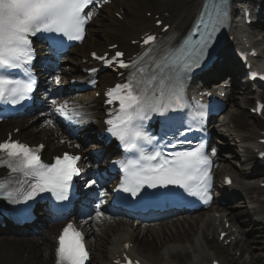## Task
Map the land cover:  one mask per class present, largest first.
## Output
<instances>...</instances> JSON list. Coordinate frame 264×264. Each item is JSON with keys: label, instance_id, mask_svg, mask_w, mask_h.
Returning a JSON list of instances; mask_svg holds the SVG:
<instances>
[{"label": "snow or ice", "instance_id": "1", "mask_svg": "<svg viewBox=\"0 0 264 264\" xmlns=\"http://www.w3.org/2000/svg\"><path fill=\"white\" fill-rule=\"evenodd\" d=\"M92 3L93 0H0V101L19 104L33 91L34 80L26 82L10 78L12 70L21 69L31 62L33 49L30 37L37 33H56L69 40H82L85 25L92 19L85 9ZM225 17L226 13L216 3L211 11L202 16L201 23L208 31L198 42V58H190L192 46L185 41L181 47L164 53L159 61H154L156 70L146 79L137 80L134 73L127 84L116 85L109 91L110 98L119 99L120 109L115 121H108L112 125L108 131L118 137L126 151L137 154L136 158L120 165L126 174L121 187L132 196L138 195L145 185L149 188L171 185L207 202L210 161L204 154L203 146L168 156L159 151L148 153L141 142L151 145L153 141L144 133L140 122L148 118L149 113L164 115L169 110L185 107L183 73L199 67L203 50L208 46L212 33L224 23ZM154 39L148 36L144 43ZM121 56L123 53H116V57ZM120 67L128 65L121 62ZM137 71L142 72L143 69ZM55 80L60 83L59 76ZM52 103L56 104V101ZM56 111L67 118L80 115L75 109H70L67 102L59 105ZM197 115L203 117L204 112L201 110ZM47 123L51 125L53 122L48 120ZM0 153L6 154L0 156V166L8 167L12 173H23L35 181L27 188L23 180L18 181L20 186L15 189L16 202H20L21 197L24 202L33 200L40 192H51L57 200L68 199L72 178L79 175V156L65 153L62 157H55L54 163H45L38 150L18 141L0 143ZM5 187V183L0 182V190ZM8 196L12 197L13 192H9ZM100 215L97 212V216ZM56 257V264H84L88 258L83 236L72 224H68L59 236ZM127 264L133 262L128 260Z\"/></svg>", "mask_w": 264, "mask_h": 264}, {"label": "bare ground", "instance_id": "2", "mask_svg": "<svg viewBox=\"0 0 264 264\" xmlns=\"http://www.w3.org/2000/svg\"><path fill=\"white\" fill-rule=\"evenodd\" d=\"M240 1H245V0H234L235 3H239ZM175 1L173 0H162L160 2H158V12L157 13H162L168 9H170L171 7H169L168 5H172ZM202 0H184V2L182 1L180 7L176 8L175 7V11H174V16H173V24L177 27V29H182L183 23L182 20L187 21V22H191L196 11L198 10L199 6L201 5ZM115 4L120 5V6H124V3L121 1H115ZM136 10H138L137 8H135V12ZM160 10V11H159ZM234 13H236L237 11L235 9H233ZM139 16H141V13L139 14ZM108 18V17H107ZM133 19H131L130 21H128L127 24H120L115 20H112L110 18H108V22L103 23L101 25L102 29L99 30L98 32L101 33V37L103 39V42L107 45H111L113 43H121L124 44L126 43V41L128 42L129 39H134L137 36H139L140 34H143L144 31H146V29H141L139 28V26L135 25L134 23H132ZM149 27H147L148 29ZM97 31V30H94ZM236 32V33H242V28L240 27L238 21L235 20L234 24H233V29H232V33ZM71 50V49H70ZM69 50V51H70ZM74 53L75 56L74 58L69 59L70 61H62L60 62L59 66L62 64H68V68H64L63 66H61V68L59 69V71L57 72L58 76L60 77V83L64 80H68L69 78L72 77L73 73L75 72V70L77 69L78 66H80V58L85 54L84 49H74ZM73 50H71L72 52ZM41 62H45V58H42ZM56 82V80L54 81ZM242 86V85H241ZM66 90H62L60 92V97L58 98L59 102H67L68 97L65 96ZM259 97H262L261 95ZM84 98V97H83ZM91 96L87 97L86 100H84L86 102V105L88 104L87 101H89V103H94L93 100H90ZM98 105V103H97ZM237 108H233L232 111L229 112V114L227 115V123L226 125H224V128L229 124L230 127H232V136L234 138H237L236 135H234L235 132H242V133H246L247 137H245L244 139L240 140L242 141L241 144L244 145H250L248 146H243L244 149H246V153L250 154L253 151H255V149L257 148V142L255 143V139H254V135L256 134V132L258 131V129L261 127L260 124H249L245 119H244V114H243V109L246 106V102L240 101V103H235L234 107ZM97 109V108H96ZM44 113V112H41ZM94 113V111H92V114ZM44 118L41 121H44L45 123H47L48 120H50L49 115L43 114ZM47 116V117H46ZM95 116H97V112L95 113ZM93 118L89 119V122H92ZM48 124V123H47ZM18 125L20 126L21 129H26V127L28 126V122H20L18 123ZM52 125V124H51ZM51 125H46L48 127H52ZM1 126V125H0ZM39 127V126H38ZM35 126L31 127L32 129V133L31 134H25V132L21 133L20 136L23 138H26L28 135H32L35 136V138H39V139H46V140H52L55 137V132L57 130H49V128H38ZM99 122H96L92 125H90V127L87 128L86 131H83L82 129L80 130V133L82 135H85L86 137L89 138V136L91 134H93L94 131L99 130ZM236 141V140H235ZM48 147H51L50 145H48ZM53 149H56L57 147L55 145L52 146ZM263 149V147H262ZM262 171H264V169H262ZM249 191H251V186H248L246 188V192L249 193ZM227 195H225L224 197H226ZM107 199V197H105L102 201L100 200V206L101 209L106 211V214L111 215L112 211L105 205V200ZM223 212V211H222ZM255 214L257 215H264V209H259V211H256ZM98 216L96 215L95 219L96 222L89 220L90 223L92 222L94 226H96L97 221H98ZM104 218L109 222V217L108 216H104ZM94 219V220H95ZM120 221H117L118 223L121 222L122 220L119 219ZM201 220H197L194 223L200 222ZM218 221L217 218L215 217H211V216H207L206 219H203L201 222L202 227L198 228L200 229L198 231L199 233V237L194 241V243H192L191 247L189 249H183V248H179L176 246H170V247H165V249H162L160 257L159 258H155L153 256H151V254L146 253V251L143 250H139L138 246L135 247V249L133 250L134 255L141 259L142 261L149 263V264H170V258H175L177 260H182V258H185L187 256H191L193 261H196L198 263L203 262V259H206L208 256L205 254V252L203 251V247L206 246L207 244H204V238L211 234L214 231V223H216ZM81 225L84 229H86L87 231H90V227L89 224L86 221H80ZM176 223V222H175ZM125 226L122 228V230H116V234L113 235L114 238L110 239V241H108L109 245L107 247V250L105 251V254L103 255L105 257L104 261H100L97 264H110V262L112 261V259L114 258V255L118 252L119 248L121 247V244L123 242H125L126 240H128L129 238L133 237V233L130 231V229H128V225L124 224ZM102 226H105L107 228V230H103L101 228L98 229H93V231L95 233L98 234V236L101 238H105V233H109L110 232V228L106 225L103 224ZM164 225H160L158 228L157 226H155L156 231H160L161 229H163L164 227H162ZM211 226V227H210ZM258 227H263V224L260 223L259 225H257ZM162 227V228H160ZM171 227H173V225H171ZM219 227V226H218ZM218 227H216L215 229H217ZM179 228V227H176ZM181 228V227H180ZM179 228V229H180ZM223 232H226L227 230L222 229ZM55 232V230H53L52 232H48L45 236L43 237H28L26 240V247L24 248H19V247H14V249L12 248V246L10 247V249H6L4 250L1 254H0V264H29V257H31V261H33L34 259L37 258V256H41V258H43L42 253L41 255H39L36 251V249L33 248V246L31 245L30 242H28L27 240H34L36 242H39L38 246L43 248V249H48V245L52 240V234ZM102 232V234L99 235V233ZM164 232V231H163ZM92 233V232H91ZM95 233H92V235H95ZM233 235V233H229L227 234V236L223 239L226 240V238H229V236ZM180 238L177 234V229L176 232L171 233V231H165V234L161 235V237L157 240L160 241V243L164 246V244L166 243H171V242H175V241H179ZM242 243V239H238L237 242L234 243ZM156 247H158V245H156ZM22 255V256H21ZM44 255V254H43ZM202 257V258H200ZM263 260L259 259L260 262L264 261V256ZM44 260L48 262V264H52V259H50V257L48 255H45ZM198 263H193V264H198Z\"/></svg>", "mask_w": 264, "mask_h": 264}, {"label": "rangeland", "instance_id": "3", "mask_svg": "<svg viewBox=\"0 0 264 264\" xmlns=\"http://www.w3.org/2000/svg\"><path fill=\"white\" fill-rule=\"evenodd\" d=\"M123 1L124 2H128V1H131V0H123ZM145 1H147L149 3V6H151V8L156 10L157 6H158L157 3L162 1V0H145ZM181 1L182 0H180V2ZM93 28H95V27H93ZM92 37L94 39H92L91 41L88 39L87 42L85 43L86 47H89L90 44L94 45L93 46L94 48H99V47H103L104 46V43L102 41V38H101V35H100L99 32L98 33L95 32L92 35ZM98 45H100V46H98ZM237 98L238 99H235L233 101H237L238 102L240 100H243V98L241 96H237ZM250 106H251V103L247 104V106L244 107L242 112L244 114V119L249 124H253V123H255L254 122L255 120L248 114V110H249ZM230 109H231V106L229 107V111H230ZM260 123H261V126H263V123L261 121H260ZM32 125L34 126V128H35V126L38 127V126H40V122L36 121V123L34 122V123H32ZM6 126H7L6 129H11L13 127V123H8ZM38 128L44 129L45 127H38ZM49 130L51 132V127H49ZM25 131H27L26 134H31L32 133L31 127H28V126H27V129H25V130H23L21 132H25ZM227 134H229V136H230V133H227ZM234 135L237 136V138H235L236 142H238V139L242 140L245 137H247V134L246 133H242V132H235ZM255 139H257V137H255ZM227 144L229 145V148H227V151L229 152L228 155H230V157L227 159L226 167L229 166V170L231 171L229 173L232 174V175H235L237 177V174H239L240 171H242V173H244V176L248 177L247 181H245V182H247V184H253L254 185L256 182L250 181L251 178H253V172L251 170L253 162H252V164L250 166L247 165V167L243 169L241 167V165L239 164L240 162H238L236 160L235 153L238 154L239 152L236 150V148H234L232 140L229 139V142H227ZM236 145H238V143ZM226 156H225V158H226ZM229 170H226V171H229ZM257 197L258 198L261 197V199H262V201L259 204V208L264 209V195L257 194ZM239 215H242L241 211L236 212V214L233 215V216H235V217L237 216L238 217ZM114 224L118 225L114 221H113V223L109 224V226L111 228V231H110L111 233H114L112 231V229L114 230V228H115ZM128 225H130V224H128ZM91 228H93V227H91ZM182 229L184 230V228H182ZM187 232H189V230H184V233H179L178 234V231H177V234L180 236V241H185L187 238H189V235H186ZM246 232H247V230H246ZM249 233H250V231H249ZM259 233H260V236L257 235V236L254 237V235H253V237H251L252 241H250L249 238L245 236V240L247 238V240L250 241V242H249V245H247V246L245 245L243 249H240V252H239L240 253V257H239V259H243L244 261L238 260L237 262L239 264H241V263L242 264H264V261L260 262V260H259V259L263 260L262 256H264V235L261 234V231ZM86 234H87V238H88V240H89V242L91 244L92 250H93V256L97 257V259L99 257H103V255L105 254L106 248L108 247L107 240L109 239L108 235H110V234L107 233V235H105V238H101V239H100V237H98L97 240H96V236H93V235H91L89 233H86ZM107 236H108V239H107ZM149 238H150L149 235L146 234V235H144L142 237V239H139V241H140V243L143 246H145V249L148 248L150 250V247H149L148 243H151L152 245H154V241H150ZM23 240L0 237V254L4 250L10 248L11 246H12L13 249H14V247L24 248L25 244L23 242H25V241H23ZM99 241H100V243L97 245V242H99ZM32 242H33L32 243L33 248L36 249V251H37V253L39 255H41L40 247L36 244V242H34V241H32ZM211 247H212V249H215L213 246H211ZM216 250H218L219 253H221L222 255L228 256V254H227V252L225 250H223L221 248L216 249ZM156 253H157V255H160L161 249L157 250ZM189 258L190 257H187L186 263L189 261ZM34 261H35V264H46L47 263V261H44L43 258H41V256L40 257L37 256V258ZM31 264H34V263L32 262Z\"/></svg>", "mask_w": 264, "mask_h": 264}]
</instances>
